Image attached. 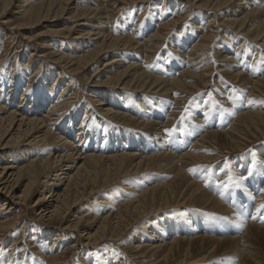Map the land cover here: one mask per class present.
<instances>
[{
    "label": "bare ground",
    "instance_id": "bare-ground-1",
    "mask_svg": "<svg viewBox=\"0 0 264 264\" xmlns=\"http://www.w3.org/2000/svg\"><path fill=\"white\" fill-rule=\"evenodd\" d=\"M82 1L0 0V16L14 8L11 14L20 19L8 21L17 33L24 35L22 31L44 23L54 28L51 37L57 42L65 41L59 37L71 42L72 47L67 49L62 42L57 44L63 49L60 52L50 46L53 40L45 39L48 43L40 47L43 52L38 58H49V63L61 65L62 71L70 76L88 74L86 79L91 87L109 94L101 92L98 94L102 98H93L92 109L85 113L92 123L83 119L85 127H80L82 123H79L78 129L72 127L75 120L69 117L70 107L64 108L69 99L55 98L53 87L56 83L47 88V82L40 80V91L36 87L22 89L19 103L14 102V98L17 99L21 90L20 82L16 85L12 81L14 84L8 93L0 90V151L15 149L0 153V245L19 226L12 217L17 205L28 207L33 202V208L39 209V221L65 224L64 229L73 232L76 238L80 235L87 245H97L105 240L119 242L123 239L122 234L130 232L134 238L139 232L141 238H134L136 244H131L129 250L135 259H146L141 264H264V210L260 214L255 212L264 204V192L261 191L264 190V155L253 153L254 158L238 155L230 159L232 154L246 149L243 142L250 137L264 140V103H261L264 102V63L259 61V65H250L256 49L264 52V0H255L257 5L252 3L253 0H182L192 11L207 14L204 20L217 19L215 26L213 22L208 25L216 29L218 36L228 31L230 36H242L247 43L254 42L258 47L252 49L250 59L231 50L230 45L218 48L214 54L218 59H215L214 67L206 65L210 60L208 56L204 61L198 59L207 53L208 47L214 50L211 40L216 37L215 31L204 35L202 43L197 45L198 34L194 28L184 40L172 37L163 55L169 54L165 58H169L171 64L162 67L159 62L152 64V55L167 42L173 33L171 27L185 18L178 17L165 24L161 21L163 14H152L150 19H142L144 22L140 27L123 19L117 22L118 25L114 23L117 27L113 28L110 20L114 14H110L104 0H85L87 5L81 6ZM117 1L123 3L122 11L126 5L154 4L159 0ZM59 18L65 19L70 28H56L57 24L51 20ZM197 25L200 26L199 21ZM155 26L157 30L148 36ZM37 38L39 36L34 37ZM188 61L187 66L182 64ZM99 66H102L100 71L90 76ZM32 74L27 75L30 80ZM11 78L21 80L16 74ZM226 80L232 89L238 84L231 90V93L235 92L234 96L240 97L234 100V106L224 98L227 93L220 92L225 88L222 85ZM209 83L218 89L217 93L220 92L214 98L220 107L228 115L232 113V124L228 129L220 132L219 128L212 130L205 126V119L220 121L215 117L218 114L206 111L194 112L187 122L174 125L179 116L177 106L185 104L186 97ZM63 88L65 95L68 85ZM205 100L204 104L209 105L210 101ZM249 100L256 102L249 105ZM63 110H67L68 117H59ZM101 122L109 130L101 133ZM64 125L69 129L66 133ZM113 125L115 130L119 127L118 133L113 131ZM173 125L178 133L184 132V125L189 126L191 137L193 132L198 135L192 140L182 138L176 132L169 136L164 130ZM70 129L80 132L78 138ZM88 129L91 131L85 136ZM111 132L116 135L113 139L108 136ZM179 148H182L180 154H174V149ZM222 148L224 154L215 153ZM37 153L42 156L37 157ZM223 158L227 164L221 163ZM211 163L218 167H209ZM148 170L160 175L147 177ZM209 173V186L206 187L201 176L208 178ZM229 174L240 179L241 186L230 185L221 197L222 189L216 184L227 181ZM20 181L26 183L17 193L16 184ZM243 205L247 206V212L238 217L239 213H244ZM247 213L257 218L253 220ZM57 238L56 234L55 237L48 236L51 242L56 241L48 248L49 253L58 242ZM113 260L115 258L111 256L102 257L100 263L94 264H122ZM21 264H25V260Z\"/></svg>",
    "mask_w": 264,
    "mask_h": 264
},
{
    "label": "rangeland",
    "instance_id": "rangeland-1",
    "mask_svg": "<svg viewBox=\"0 0 264 264\" xmlns=\"http://www.w3.org/2000/svg\"><path fill=\"white\" fill-rule=\"evenodd\" d=\"M104 1H105L104 5L109 10L110 14H114L113 15L114 19L112 18V20H110V24L113 25V28H116L117 27L116 25H118V23L123 21V19L127 22H128V20L130 22H135L132 25H136V26L139 25L138 27H140L145 20L150 19L152 14H155V15L163 14V15H161V21L165 24L171 23L170 22L171 20L174 21V20L178 19V17L186 19L180 23H177L178 25L175 24L173 27H171L173 29V31H172L173 33L170 34V36L167 39V42L162 45L163 47L161 46V48L156 53H154L152 55L153 59L151 58V61H152V64H154V65L157 62L162 63V67H163V65L169 66L171 64L170 59L169 58L166 59L167 56L169 57V54L166 56H163V55L166 54V51H167L168 47L170 46L169 42H170L172 37H174V36H175V38L180 37L181 39L183 38V40H184V37L187 36V34L188 35L192 34L193 33L192 31L194 29H196L197 30L196 32L198 34L197 39H196V41H197L196 45H197V44L202 43V41H203L202 38L204 35H207V34L209 35V34H211V31L213 32L216 30L214 28L211 29L210 25H208V24L213 22V26H215L214 24L215 23L217 24V19H215V18L209 19L210 21L209 20L207 21V19L204 20V17L207 16V14H205L203 12H201V14H200V10L192 11L190 9V7H188L189 5L185 4L182 0H175V1L171 0L172 2L170 0H167V1L166 0H159L158 2H154V4H152L150 2H148V3L141 2L138 4L137 3L133 4L131 6L126 5L124 7V9H122V11H120V8H122L121 5H123V3H119V1H117V0H104ZM164 1H165V3H164ZM254 1L255 0H253L252 3L256 4V2H257V4H259L258 1H256V2H254ZM175 2H177V3H175ZM84 5H87V2H85V0L81 2V6H84ZM13 9L14 8L9 9L8 14L10 13V15L7 14L4 16H0V76H2L0 78L1 79L0 80V85H1L0 90H2L4 92V94L8 93L11 91V85L12 84L15 83L17 85L20 82L19 83L20 86L22 85L21 90L16 95L17 99L14 98L15 99L14 102L19 103L21 101L22 89H25V88L29 89L30 88V90H32L35 87H36V89H39L38 88L39 83L42 82L40 80H45L44 82H47V84H48L47 88H48V86H51V85L54 86V84L56 83V85L53 87V92L56 96L55 98L62 96L65 99L67 97L66 99H69L70 102H69L68 106H65L64 108L66 109L67 107L68 108L70 107V111H71L70 116H69V114L66 112L67 110H65V111L63 110V113L59 117L61 118L62 116H67V117L72 116L75 120V122L72 123V127H75V128L79 127V123H82V125L80 127H83V126L85 127V123H84L83 119L91 121L90 123H92V119L90 120L89 116H87L88 117L87 118L85 113L90 112V110L92 109L90 107H93V105H92L93 98H95V96L97 97V99L101 97V95H99L98 93L103 92L104 94L109 95V94H107L108 92L107 91L104 92V90H100V89L91 87L92 85H89V83H87V79H86L88 74L87 75L77 74L76 76H70L65 71H62L61 65H59V64L54 65L52 63H49V61H50L49 58H47V59L44 58L45 60L38 58V55L41 56L42 55L41 52H43V50H41L42 48H40V47L43 46V43L44 44L48 43L47 41H44L45 39L53 40L54 42L51 41L50 46L57 48V50L59 49L58 51H60V52L63 51V49L59 48L60 46H56V45L62 41L57 42V40H55L53 37H51V35L53 34V32H51V31L54 28H52V26H50V25H45L44 23H42L40 26H33L32 28H30L27 31H22V33L24 32V35H22L21 33H17L15 30H12V28L14 26H12V24H8V21L10 22L12 20V21L18 22V20H20L17 17H15L14 14H11L13 12ZM164 15L166 17H164ZM196 15H197V17H196ZM198 15H201L200 16L201 20H200V17ZM12 17H14V18H12ZM209 17H212V15L209 14ZM189 19H191V20H189ZM202 19H203V21H202ZM132 20H134V21H132ZM51 21L53 23L55 22V24H57L56 28H58V29L59 28H66V29L70 28V25H67L65 23V19L59 18L57 21H53V20H51ZM112 21H113V23H111ZM138 21H140V22H138ZM188 21H190V22H188ZM197 21L200 22V26L197 25ZM201 21H202L203 25H201ZM59 22L61 23V25L59 24ZM114 23H116V25ZM10 27H11V29H10ZM192 28H194V29H192ZM198 29H199V32H198ZM204 29H205V31H204ZM156 30H157V28L155 26V28L151 31L152 33L151 32L147 33V35L149 36V35L153 34ZM215 32H216L215 33L216 37H213V39L211 41L214 43V46L217 50L214 48V50L211 51V47H208L207 49H205V51L207 53H204L203 57L198 59L199 62L202 60L204 61V58L206 56H208L210 60L208 63L206 62L207 66H209V65H211L213 67L215 66L216 60H218V59L214 56V54L216 52H218V50L221 47H225V46L227 47L230 45L229 46L230 49L233 51L236 50V52L240 56H242L243 58L245 56L244 59H246V58L250 59L252 49L258 48L256 43H254V42L247 43L244 40V38H242V36L240 37L239 35L235 34L234 35L235 37H233V35H231V36L229 35L230 33L228 31H225L222 34L223 35V37H222V35L218 36L217 31H215ZM36 36H39V38L34 39V37H36ZM29 37H31L32 39L29 40ZM59 38H62L63 40H65L64 42H66V43L62 42V46L65 47L66 49L69 48L71 42L68 39H64L63 37H59ZM59 38H57V39H59ZM238 39L240 41H237ZM26 40H27V42H26ZM55 42H57V43H55ZM241 45H242V47H241ZM249 45H251V46H249ZM70 47H72V46H70ZM243 49H245V50H243ZM257 50L260 52H258ZM243 53H245V54H243ZM247 53H248V55H247ZM262 53L264 54V52H262V49H259V48L256 49V51L252 54V62L250 63L251 66H252V64H253V66L259 65L260 62L264 63V55ZM31 54H32V57L29 58ZM256 57H257V59H256ZM260 57L262 59H260ZM185 60H187V59H185ZM256 60H257V64H256ZM28 61H31V62H29L30 64L28 63ZM182 64H184V65L186 64V66H187L189 64V61L188 62H182ZM28 65H30V66H28ZM40 66H41V69L38 70ZM99 68H102V66L94 68L92 73L90 74V76L93 73H95L96 71H100ZM36 71H38V72L36 73ZM62 72H64L65 74ZM214 72H213V74H214ZM30 73H33L32 74L33 80L32 79L30 80V78H28V76H27ZM35 73H36V76L34 77ZM12 74L19 75L21 77V80L16 81L15 79L11 78ZM7 75H10L9 78ZM59 77H60L59 80L61 82L56 80ZM3 80H5V81H3ZM7 80H8V82H7ZM12 81H14V83ZM63 82H64V85L61 84ZM34 83L37 84V86ZM223 84L224 85H222V86L225 87L224 89L226 91L224 92L223 91L224 89H221L220 92L224 93L225 95L227 93V95L224 98L230 100L229 97L230 96L233 97L235 94V92L231 93V90H235L236 89L235 87L238 84H236L235 86L233 85L234 89H232L230 82L228 80L224 81ZM16 85H15V87H16ZM29 85H31V86H29ZM66 85H68V90H65V95H64L63 89H65V88H63V87H65ZM27 89H25V91ZM216 90L218 91V89H216L213 85H211V83H209L205 87H202L201 90L194 91V94L192 93L188 97H186L183 103L186 102L187 104L186 103L185 104L187 106L185 104L177 106V112L176 113L179 116H176V118H175L176 122L174 121V125L176 123H179V122H187L190 118L193 117L194 112L197 114L198 111L199 112L201 111L202 113L204 111H206V112L211 113L212 115H213V113L218 114V115H215V117H218V119L220 118L221 122L216 121V120L206 121V119H205V122H204L205 126L207 125L208 127H211L212 130L213 129L217 130L219 128L221 130L220 132H222V130L225 131V129L227 130L228 129L227 127H229L232 124L231 122H232L233 116H231V114L228 115V113H226L225 109L222 106L220 107L217 100L214 99L215 96L220 95V92L217 93ZM39 91H40V89H39ZM236 96H237V94H236ZM205 99L207 100V102H208V100L210 101L209 103L212 105L211 107H210V104L209 105L204 104ZM234 100L235 99L227 101V103L231 106H234L235 105ZM2 102L6 103L5 100H3ZM45 104H46V107H48L49 104H47V103H45ZM203 108H204V110H203ZM206 108H207V110H206ZM186 109H188V110L186 111ZM85 110H87V111H85ZM234 110H235V112H237L236 109H234ZM180 111H182V112L184 111V113H182ZM190 114H191V116H190ZM84 115H85V118H82ZM97 116H96L98 119L97 121L99 122L100 116L99 115H97ZM51 117H53V116H51ZM198 117L200 119L202 118L201 115ZM66 123L67 122H65V124ZM174 125L171 126L169 129H174ZM113 126H114L113 127V131H114L115 125H113ZM100 127L102 128L101 133H103L104 131H107L106 129H108L107 125L106 124L103 125L102 122L100 124ZM182 127L181 128L184 131L183 133H178V131H176V130L174 131L177 133V135L181 136L182 138H188L189 140H192V139L196 138V135H198L197 133L193 132L192 133L193 137H191L190 132L188 131L189 126L183 125ZM63 128H64L63 131H65V133L67 131H69V129L66 128V125H64ZM118 128L119 127H117L115 130L116 133H118ZM120 129H122V127H120ZM88 130L89 131H87L85 133V136L91 131L90 129H88ZM192 131H195V130L192 129ZM70 132H73V135H75L76 137L80 133L79 131L78 132L76 130L73 131L72 129H70ZM112 132L108 135L109 138L116 136V135L114 136ZM69 136H72V134ZM243 145H244V148H246V149L241 153L232 154L230 159L237 158L238 155H241L244 157L254 158L255 155L253 153L264 155L263 154L264 153V140L263 139L262 140L256 139V138L253 139L250 137L247 141L243 142ZM216 147L217 146H215V147L212 146V149L213 148L217 149ZM14 150L9 149V148H5V149H2L0 151V153H2V152H6V153L14 152ZM174 150H176V152H173V153L176 155H179L182 148L174 149ZM224 150L225 149L222 148V149H220V151L215 152V153L221 154L222 151L224 152ZM222 154H224V153H222ZM41 156H42V153H37V157H41ZM9 158H7V159H9ZM19 160H21V159H19ZM220 161H222L221 163H225V164L228 163L226 161V159H224V158L221 159ZM22 164H24V163H22ZM22 164H20V165H22ZM211 166L215 167L217 165L215 163H211V164H209V167H211ZM244 174H246V172H244ZM157 175L159 176L160 174L157 173L156 171H150V170L146 171L147 177H157ZM153 181L155 182V178H153ZM25 183L26 182L20 181V183L18 182L16 184V186H18L17 190H16L17 193H20L23 190ZM32 190H33V188H32ZM45 193L46 192H44L43 194H45ZM43 194H41V195H43ZM0 203H2V202H0ZM32 205H33V202L28 207H26L24 205L23 206L17 205L16 212L12 214V217H13L15 223L18 224L19 226H18L17 230L15 231V233H13L11 236H9V238H6L4 240V242L0 245V264L3 262H10V264H21V263H23V260H25V264H34L35 262L36 263L42 262L43 264H94L97 262L100 263L102 257L108 258L109 256L115 258V260H113V261H117V262H120L122 264H138V263L141 264V261L144 262L146 260V259L141 260V259H137V258L135 259V256H133L134 254H132L133 252H131L129 250V247L131 246V244H136V243H134L136 240L134 238H137V239L141 238L139 236L140 235L139 232H137L136 235H134V238L132 236V233H130V232L127 234H122L121 238H123V239L119 240V242L118 241L115 242L114 240L113 241L105 240V241H103L97 245H87V242L82 237L80 238V235L77 236L80 239V240H78V238H76V236L74 235L73 232L64 229L65 224L59 225L57 222H53V224H48L45 221H43V222L39 221L38 216H37L39 209L33 208ZM16 219H18V220H16ZM55 227L60 228V231L57 230ZM134 232H136V231H133V233ZM55 234L58 236V238H57L58 242L56 243L57 245L55 244L52 247V249H50V250H52V252L49 253L48 248L51 247V243L56 242V241L51 242L50 239L48 240V236L51 235L52 237L53 236L55 237ZM142 239H145V238H142ZM33 241H35V242L32 243ZM14 244H17V246H14ZM14 247H16V249H14ZM57 248H58V251H56ZM259 249H261V247H259ZM41 251H43V252H41ZM262 251L264 252V248L262 249ZM9 252H10V255H9ZM57 254H59V255H57ZM55 257H56V259H55Z\"/></svg>",
    "mask_w": 264,
    "mask_h": 264
},
{
    "label": "snow or ice",
    "instance_id": "snow-or-ice-1",
    "mask_svg": "<svg viewBox=\"0 0 264 264\" xmlns=\"http://www.w3.org/2000/svg\"><path fill=\"white\" fill-rule=\"evenodd\" d=\"M229 99L230 100H232V99L239 100L240 97L239 96H233V97H229ZM255 102L256 101H254V100H249L247 103L249 105H251ZM261 103H264V102H261ZM186 111H187V109H186ZM229 114H232V113H229ZM164 131L167 135L171 136L173 134V132L175 131V129H165ZM190 171H194V170H190ZM248 174L249 175L252 174L251 168H249ZM201 179L204 180L205 186L208 187L209 186L210 173L208 174V178H205V176H201ZM230 185H235V187L239 188L241 186L240 185V179L234 178L232 174H229L227 181H220L219 183L216 184L217 188L222 189V191L219 193L221 195V197L224 196L225 191L230 187ZM261 191L264 192V190H261ZM242 208H244V213H239L238 217L243 216L247 212V206L246 205H243ZM262 210H264V204H261L259 207H257L255 209V212L257 214H260ZM247 214L250 215L251 219H253V220H255L257 218L256 215H251V213H247Z\"/></svg>",
    "mask_w": 264,
    "mask_h": 264
}]
</instances>
